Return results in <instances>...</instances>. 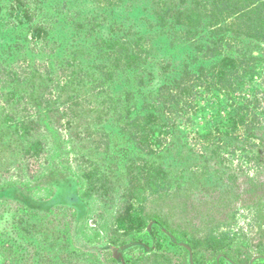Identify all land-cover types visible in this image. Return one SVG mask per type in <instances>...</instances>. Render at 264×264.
Returning a JSON list of instances; mask_svg holds the SVG:
<instances>
[{
  "label": "trees",
  "instance_id": "obj_1",
  "mask_svg": "<svg viewBox=\"0 0 264 264\" xmlns=\"http://www.w3.org/2000/svg\"><path fill=\"white\" fill-rule=\"evenodd\" d=\"M52 1L0 0V158L7 153L11 160L0 168V221H12L0 232V264H10L12 255L15 264H30L28 251L53 264L58 242L77 250L74 208L35 210L68 180L76 183L87 218L99 209L107 215L100 217L110 234L128 236L153 223L195 248L199 217L172 220L163 204L147 200L169 195L168 168H190L206 150L217 155L220 137L240 134L264 160V118L260 107L254 110L264 103V86L254 95L252 59L220 55L223 29L233 31L229 38L264 45V0ZM54 11L58 21H49ZM51 38L58 40V60L46 63L56 55ZM241 88L247 97L235 105L233 94ZM222 98L230 102L224 101L221 120ZM96 154L105 171L84 163ZM197 171L175 195H200ZM94 181L102 183L91 192ZM108 195L121 207L100 208ZM25 217L28 229L19 237L15 223ZM190 229L195 233L187 238ZM212 243L215 258L222 246ZM226 248L229 264H256L253 252ZM235 252L241 256L234 258Z\"/></svg>",
  "mask_w": 264,
  "mask_h": 264
},
{
  "label": "rangeland",
  "instance_id": "obj_2",
  "mask_svg": "<svg viewBox=\"0 0 264 264\" xmlns=\"http://www.w3.org/2000/svg\"><path fill=\"white\" fill-rule=\"evenodd\" d=\"M54 2L57 4L58 0H53L52 3ZM52 20L58 21V12H53V16L52 18L50 17L49 21ZM21 31L23 30L21 29ZM232 35L233 31L223 29V31L220 32V55L240 58L247 57L252 59L253 65L251 68L253 71H250L252 76L250 86L252 87L254 95H258L257 91L261 88L263 89L264 86V45L262 43H257L255 40H242L234 36V38H229ZM55 38L58 39V35L55 36ZM50 42L54 43V47H57L56 55H52L51 58L45 59L44 62L46 63H52L58 60V46L56 45L58 44V40L55 42L53 38H51ZM158 60L159 58L155 59L156 62ZM237 91V93L235 92L233 94V102L235 105L244 102L243 100L247 97V95H244V89L241 88ZM224 101L229 103L230 99L225 98ZM224 101L223 98L220 99L219 111L216 113L220 114L221 120L228 107H226ZM258 107H260L259 112H262V118H264V103H260V106L255 107L254 110L257 111ZM217 117L218 115H216V118ZM61 130L65 133L70 144L73 145L76 143V140L70 135V129H68L65 124H63ZM238 136L236 139L220 137V147L217 144L218 148H220H217L218 154L213 155L210 150L203 151V153L197 156V164L194 163L190 168L170 167V170L168 168L167 174L170 176L172 184L171 187L168 188L169 195H153V199L150 198L147 200L149 203L157 201L163 204L162 209L169 214V218L172 220L178 219V217L182 215L190 220L191 217L196 216L199 217V221L203 222L198 233H195V231L191 229L187 233V238L195 233V235L197 234V238L201 240L196 242L197 244H194L195 248L192 249L193 252L191 253V257L192 262L194 261L193 264H214V259L217 256L215 258L212 257L213 251L210 250L209 247L213 245L212 242H217V240H220V243L216 245L222 246L220 255L226 253L229 255L226 247L231 251H235L236 249L240 251H251L253 252L252 262L256 261V264H264V259L259 258H264V160L258 158L259 154L256 153V147L242 142L240 139L241 136L239 138ZM217 140L218 139L214 138V141ZM6 154L7 153H4L0 158V168L2 169L4 165L2 163L11 162V160L6 158ZM199 161H201V166H198ZM84 163L89 168L97 167L102 171L106 170V167L99 161L98 154H96V156L92 155L90 158L85 157ZM205 167H207V170H205ZM193 169L198 170L197 173L201 172L202 182H200V195H175L178 192H183L182 190L178 191L176 187L187 180L190 174H194L191 173ZM173 174L176 175L174 176ZM101 183L94 181V190H91V192L97 190ZM217 186H220V190H215ZM104 194L107 193H103V195L99 196H104ZM110 196L111 195H108L102 198L103 202L101 201L102 206L100 208L106 207V203H108L107 211H110L114 206V209L117 210V207H121L123 202L115 204V202L108 200ZM121 196L123 197V195ZM158 196L160 200H155L154 198ZM167 199H170V201ZM51 200L52 201L47 203L48 205L80 206L81 204L78 201L77 195L74 193V185L72 181L69 180L58 186L57 193L56 195L54 194ZM110 206H112V208ZM150 210H153V208H150ZM100 215L103 217L107 216L103 213L102 209H99L97 214L91 219L89 218V224H91L93 229L92 232L99 235L100 239H103L104 242H107L110 232L107 228L102 227L104 218H101ZM24 219V222L16 220L15 223V229L19 237H24L23 230L28 229L25 222L28 221V219H26V217ZM9 221L12 223L9 216H6L0 221V232L8 228ZM110 223L111 220L109 218L107 225ZM36 233L39 234L40 232L36 230ZM40 234L41 236L44 235L43 233ZM135 235L136 234H131V236L124 237V234L120 232L116 233V235L110 234L109 237L112 240H116L117 244H121V242H131L133 238L135 239ZM14 239L17 240L15 246H19L18 239ZM156 239V248L152 250L154 252L150 251L140 257L142 254H140L141 251L139 249L128 250L124 255L126 264H190L189 257H186V262H182L181 259H183L184 253L181 249L172 246L169 244V241L163 237L159 236ZM141 241L147 243L146 235L141 237ZM46 242L47 241L44 239L41 244L44 245ZM240 246H243L244 249H240ZM57 249L58 251H56ZM167 252L171 255V261L170 258L167 257ZM33 253L32 251H28V256L24 257V261L28 259V263L30 264H42L41 258L33 255ZM54 253L57 254L58 258L54 260L55 263L53 264H96L95 260L87 254L68 250L63 242H58V245L54 247ZM233 254L234 258L241 256V254L236 252ZM160 255L163 257H159ZM15 257L14 255L10 257V264H15ZM175 260H178V262H175ZM228 261H233L230 255L223 262L224 264H229ZM43 264H48V261L45 260ZM104 264L114 263L110 258H107ZM123 264H125L124 260Z\"/></svg>",
  "mask_w": 264,
  "mask_h": 264
},
{
  "label": "flooded vegetation",
  "instance_id": "obj_3",
  "mask_svg": "<svg viewBox=\"0 0 264 264\" xmlns=\"http://www.w3.org/2000/svg\"><path fill=\"white\" fill-rule=\"evenodd\" d=\"M32 168L33 167L31 166L30 167V170ZM73 182H74V180H73ZM60 184H62V183H60ZM73 185H74V188H75L76 183L74 182ZM76 193L78 195V191ZM49 201H52V200L50 199V200H48V201H46L44 203L45 204V208H42L40 206H37L35 208V210H38L40 212H42V211L45 212L47 210H52V209L58 207V204H56V205H48L47 203ZM70 206L72 208H74V210L76 212H78V216H79L78 219L75 221V224L73 223L74 224L73 225V230L71 232V236L73 238V245L76 246L75 248L77 249V250H74V251H77V252L82 253V254L83 253L84 254H87L89 257H91V258H93L95 260L96 264H104L105 259H107V258H110L114 264H121V262H118L116 260V258H119L118 255L115 256L112 251L113 250L114 251L115 250H118L119 248H121L123 246L133 244V246L130 249L127 248L124 252H122V257H123L124 263L126 264V261L124 259V255H125V253L128 250L139 249L141 251L140 254H142V255H140V257H141L145 253H149L150 251H152L153 248L155 250L156 245H157L156 244V242H157L156 241L157 240L156 238L159 237V236L160 237H163L164 239H166L167 241H169V244H171L172 246L177 247L178 249H181V251L184 253L183 255L185 257V259H184V257H183V259H181L182 262H186L187 258L189 257V252H188L187 249H185L184 247L180 246L179 243L186 244L188 246V248L190 249V252L191 253L193 252V250L191 249V247L189 246V244L186 241H182V239H178V235L179 234H177V235L176 234H172L173 235V237H172V235L170 233L166 232V230H164L163 228H159V229L158 228H153V223H150L148 225L149 226L148 229L146 228V229H144V230H142L140 232L131 233V234H136V235H135V239L133 238V240L131 242L129 241V243L128 242L127 243L121 242V244H117V241L116 240L110 239V237H109L110 234H108L107 242H104L103 239H100L99 235L92 242L91 241H86V238L87 237H91L92 235L95 234L94 232H92L93 229L91 227V224H86L85 223L86 221H87V223H89V221H90L89 218H87V215H86V208H84L83 204H80V206H77V205H70ZM110 207L112 208V206H110ZM168 222L170 224H172V221H168ZM172 225L174 226V224H172ZM97 231H99V230H97ZM167 233L177 243L172 242L170 240V237L167 235ZM144 235H146L147 243H144V242L141 241V237H143ZM78 236H79V238H78ZM128 236H131V235H128ZM132 236H134V235H132ZM76 237H77V240H76ZM124 237H127V236H124ZM152 252H154V251H152ZM166 254H167V257L170 258V261H171L172 260L171 255L168 252ZM159 257L162 258L163 256L160 255ZM221 257H222V255L221 256L218 255L214 259V262H215L214 264H216L217 262H219V260H220ZM223 257H224V259L226 258L225 256H223ZM41 260H42V258H41ZM44 261H42V264H43ZM175 262H178V260H175ZM182 262H179V263H182ZM182 264H184V263H182Z\"/></svg>",
  "mask_w": 264,
  "mask_h": 264
},
{
  "label": "water",
  "instance_id": "obj_4",
  "mask_svg": "<svg viewBox=\"0 0 264 264\" xmlns=\"http://www.w3.org/2000/svg\"><path fill=\"white\" fill-rule=\"evenodd\" d=\"M169 237H170V240L172 241V242H174V243H177L169 234H167ZM179 245L180 246H182V247H184L185 249H187L188 250V252H189V263L190 264H193V262H192V257H191V252H190V249L188 248V246L186 245V244H184V243H179ZM133 246V244H130V245H126V246H123V247H121V248H119L118 250H113L112 252H113V254L115 255V256H117L118 255V257L119 258H116V260L118 261V262H121V264H123V260H122V252L124 251V250H126L127 248H130V247H132ZM260 259H264L263 257H259Z\"/></svg>",
  "mask_w": 264,
  "mask_h": 264
}]
</instances>
